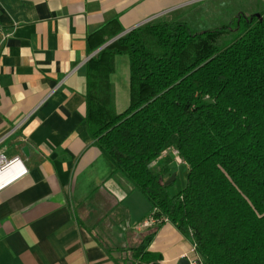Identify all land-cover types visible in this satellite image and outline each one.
Returning <instances> with one entry per match:
<instances>
[{
    "label": "crops",
    "instance_id": "0c3cea01",
    "mask_svg": "<svg viewBox=\"0 0 264 264\" xmlns=\"http://www.w3.org/2000/svg\"><path fill=\"white\" fill-rule=\"evenodd\" d=\"M214 2L237 14L264 10V0H0V137L8 134L0 151L28 169L0 191V264L194 258L171 222L138 229L151 204L88 132L87 38L106 24L121 36L160 21L191 25L196 9ZM130 76L128 55H116L110 80L120 113L130 104ZM138 248L160 262H144Z\"/></svg>",
    "mask_w": 264,
    "mask_h": 264
},
{
    "label": "trees",
    "instance_id": "16d2710c",
    "mask_svg": "<svg viewBox=\"0 0 264 264\" xmlns=\"http://www.w3.org/2000/svg\"><path fill=\"white\" fill-rule=\"evenodd\" d=\"M259 14L239 13L206 30L155 22L86 63L91 138L206 264H264V10ZM110 28L88 36L89 54L123 32ZM120 54L131 69L130 104L121 113L110 80ZM170 150L188 167L176 193V179L165 183L175 172L163 160ZM137 255L160 262L143 248Z\"/></svg>",
    "mask_w": 264,
    "mask_h": 264
},
{
    "label": "rangeland",
    "instance_id": "374dc122",
    "mask_svg": "<svg viewBox=\"0 0 264 264\" xmlns=\"http://www.w3.org/2000/svg\"><path fill=\"white\" fill-rule=\"evenodd\" d=\"M217 4L220 3H207L196 9L197 15L191 19V26L194 30L215 29L231 23L233 16L238 12L232 8L234 5L231 4L227 8ZM165 159H171V166L175 168V172L177 173L176 181L174 180L175 183L170 187L171 193H176L186 186L188 167L184 162L178 163L172 152H169L163 160ZM167 178L168 176H166Z\"/></svg>",
    "mask_w": 264,
    "mask_h": 264
},
{
    "label": "built area",
    "instance_id": "2783aa9c",
    "mask_svg": "<svg viewBox=\"0 0 264 264\" xmlns=\"http://www.w3.org/2000/svg\"><path fill=\"white\" fill-rule=\"evenodd\" d=\"M7 137H8V134L0 137V146L7 139ZM169 152H172V154L174 155L178 163L183 162L177 150L165 151L163 153V157H166V155ZM27 173H28V169L25 166L23 160L19 156L10 159L5 155L4 152L0 151V191L4 190L6 187L11 185L13 182L22 178ZM155 212L156 210L154 209L151 212V214L140 223V225L138 226V229L140 230L148 229L150 227L159 225L167 221L163 217L162 218L156 217ZM192 252L194 254V258L192 259L189 258L191 261V264H206L199 258L194 246L192 248Z\"/></svg>",
    "mask_w": 264,
    "mask_h": 264
},
{
    "label": "water",
    "instance_id": "95a60500",
    "mask_svg": "<svg viewBox=\"0 0 264 264\" xmlns=\"http://www.w3.org/2000/svg\"><path fill=\"white\" fill-rule=\"evenodd\" d=\"M257 15H260L259 13L257 14ZM121 36V34L120 35H118L117 37H115V38H113L112 40H110L108 43H106L104 46H102L101 48H99L97 51H95L93 54H91V56H90V58L92 57V56H94L96 53H98L101 49H103L104 47H106L107 45H109L110 43H112L114 40H116L117 38H119ZM23 151L25 152V153H28V148L27 147H24L23 148ZM176 175H177V173L176 172H173V174L168 178V180L165 182L166 184H170V183H172L174 180H175V178H176ZM178 264H191V261H190V259L188 258V257H182L180 260H179V263Z\"/></svg>",
    "mask_w": 264,
    "mask_h": 264
}]
</instances>
